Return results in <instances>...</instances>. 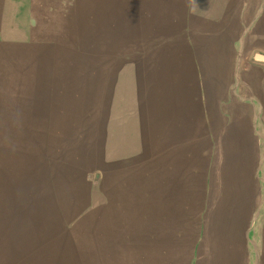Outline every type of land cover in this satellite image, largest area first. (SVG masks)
Listing matches in <instances>:
<instances>
[{"label":"rangeland","instance_id":"374dc122","mask_svg":"<svg viewBox=\"0 0 264 264\" xmlns=\"http://www.w3.org/2000/svg\"><path fill=\"white\" fill-rule=\"evenodd\" d=\"M264 0H0V264H264Z\"/></svg>","mask_w":264,"mask_h":264},{"label":"water","instance_id":"95a60500","mask_svg":"<svg viewBox=\"0 0 264 264\" xmlns=\"http://www.w3.org/2000/svg\"><path fill=\"white\" fill-rule=\"evenodd\" d=\"M253 59H254L256 62L264 63V54H261V53H255L254 56H253Z\"/></svg>","mask_w":264,"mask_h":264}]
</instances>
